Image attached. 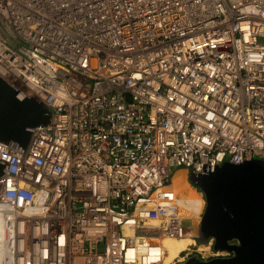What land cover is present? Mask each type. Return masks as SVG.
Returning <instances> with one entry per match:
<instances>
[{
  "label": "built area",
  "instance_id": "1",
  "mask_svg": "<svg viewBox=\"0 0 264 264\" xmlns=\"http://www.w3.org/2000/svg\"><path fill=\"white\" fill-rule=\"evenodd\" d=\"M0 78L50 113L0 141V264L231 255L198 250L163 190L264 159V0H0Z\"/></svg>",
  "mask_w": 264,
  "mask_h": 264
},
{
  "label": "water",
  "instance_id": "2",
  "mask_svg": "<svg viewBox=\"0 0 264 264\" xmlns=\"http://www.w3.org/2000/svg\"><path fill=\"white\" fill-rule=\"evenodd\" d=\"M49 120L42 101L17 95L0 78V141L25 147L32 130ZM4 170L0 161V174ZM188 178L205 200L203 213L191 224L192 235L231 255L203 259L192 254L179 264H264V159L225 161L211 172L189 171Z\"/></svg>",
  "mask_w": 264,
  "mask_h": 264
},
{
  "label": "bare ground",
  "instance_id": "3",
  "mask_svg": "<svg viewBox=\"0 0 264 264\" xmlns=\"http://www.w3.org/2000/svg\"><path fill=\"white\" fill-rule=\"evenodd\" d=\"M163 200L170 201L167 204L168 209H173L171 205L177 207L178 214L180 217H183L185 220L189 219L190 225L193 224V221L201 216L205 206V200L203 194L198 190L194 185L191 184L188 178V172L184 168L176 169L171 176L170 186L163 190ZM153 199H158L156 197L162 198L160 193H156L151 196ZM175 204V205H174ZM188 231L184 238L182 239H165L164 246V262L170 261L173 257L177 255L180 249L184 248L185 245L192 244V240L188 239ZM212 240L206 243H198V250L203 253L211 252ZM221 252H219L220 254Z\"/></svg>",
  "mask_w": 264,
  "mask_h": 264
},
{
  "label": "clouds",
  "instance_id": "4",
  "mask_svg": "<svg viewBox=\"0 0 264 264\" xmlns=\"http://www.w3.org/2000/svg\"><path fill=\"white\" fill-rule=\"evenodd\" d=\"M187 172H189V171H187ZM199 190V189H198ZM198 243H200V242H198ZM210 246H211V248H212V242H211V244H210ZM213 250V249H212ZM215 251V250H214Z\"/></svg>",
  "mask_w": 264,
  "mask_h": 264
}]
</instances>
